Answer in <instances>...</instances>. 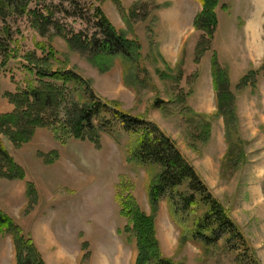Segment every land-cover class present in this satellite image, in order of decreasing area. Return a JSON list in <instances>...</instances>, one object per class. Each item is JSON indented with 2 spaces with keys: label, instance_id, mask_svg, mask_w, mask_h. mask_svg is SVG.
Returning a JSON list of instances; mask_svg holds the SVG:
<instances>
[{
  "label": "rangeland",
  "instance_id": "1",
  "mask_svg": "<svg viewBox=\"0 0 264 264\" xmlns=\"http://www.w3.org/2000/svg\"><path fill=\"white\" fill-rule=\"evenodd\" d=\"M27 7L53 13L51 24L0 0V37L9 47L0 57V116L19 118L0 139L25 171L24 180L0 178V211L15 225L0 236V264H17V247L34 257L32 244L44 264H264V0H219L216 23L201 29L200 0H30ZM97 9L136 45L134 62L93 58L82 48L76 37L99 33ZM218 69L229 79L235 115H218ZM39 71L72 73L79 82L65 87ZM44 84L52 85V102L40 96L27 104L24 93H44ZM89 103L109 113L77 136L73 119ZM115 110L176 144L248 249L228 245L229 236L211 245L198 239L194 223L204 208L182 215L168 199L151 200L161 168L135 158L138 136ZM203 122L206 143L194 136ZM27 132L30 140L18 138Z\"/></svg>",
  "mask_w": 264,
  "mask_h": 264
},
{
  "label": "trees",
  "instance_id": "2",
  "mask_svg": "<svg viewBox=\"0 0 264 264\" xmlns=\"http://www.w3.org/2000/svg\"><path fill=\"white\" fill-rule=\"evenodd\" d=\"M203 6L202 14L196 20V27L203 28L210 26L216 20L215 9L219 0H200ZM6 6L11 8L16 14L25 15L26 13L36 14V18L41 20L45 26H49L52 22L53 13H49L46 16L40 11H27V6L30 0H4ZM213 10V13H212ZM66 14L70 15V11L66 10ZM3 11L0 10V21L2 19L6 20L5 15H2ZM76 18H81L82 16L76 11L71 15ZM96 18V28L99 33H96L93 37L88 38L85 33L79 35L78 40L82 48L88 50L93 58L102 56L103 60L111 61L116 58V56H123L124 60H128L131 63L136 60L138 51L136 45L130 42L128 39L119 35L117 31L111 26L107 17L99 10H95ZM202 18L203 21H201ZM98 19V20H97ZM216 23V22H215ZM205 24V25H203ZM216 26V24L214 25ZM213 26V29L215 28ZM213 31V30H212ZM8 31H6L7 33ZM8 43L0 37V57L6 54L9 47ZM88 47V48H87ZM135 47V50H133ZM137 53V54H136ZM134 54V55H133ZM5 57V56H4ZM113 62V61H112ZM5 62L0 63V71L5 67ZM39 77L41 79H46L47 77L52 78L55 81L61 82L63 86H67L70 83H78L79 77L74 74H61L57 73H47V71H39ZM228 81L226 73L221 69H218L215 75V87L218 94L219 101V111L218 115H223V113H228L235 115L233 99L228 92ZM50 84L45 85L47 88L44 93L40 91H34L32 88L24 93V99L26 103L28 99L35 97L38 100L40 96L47 98V101L53 100V93L51 92ZM16 103L22 104L21 100L14 99ZM28 104V103H27ZM232 105L231 108H226V106ZM107 107L101 105L100 103H95L93 105H88V107L83 110L77 111L73 122V128L77 136L86 130L95 129L93 122L95 118H98L101 113H109L106 109ZM114 118L120 120L129 133L138 136L137 145L134 151V156L142 163L152 164L153 166L160 167L161 173L159 174L155 185L151 188L150 196L151 200L157 204L158 202L168 199V201L175 208L177 214L189 215L199 208H204L205 212L202 216L198 217L194 223L195 225V236L200 239L206 245L219 243L224 236H229L227 239L228 245L236 243L238 248L248 249L247 242L244 236L237 229L231 218L227 215L222 205L210 194L207 186L203 183L196 170L191 166V164L183 157L176 144L168 138L163 132H161L157 126H152L148 122L140 119L131 118L126 114H123L119 110L113 111ZM19 122L18 116L15 114L0 116V135L3 134L4 128L10 127L11 125H17ZM33 125L40 124V122L33 121ZM42 124V122H41ZM197 129L201 130L200 134L196 133L194 136L203 139L204 143L207 142L209 138L210 127L206 124L197 123ZM195 128V130H197ZM18 133L15 135L17 136ZM20 133V136L26 137L30 140L32 132ZM230 151V148H229ZM233 152V151H232ZM231 152V153H232ZM229 164H236V157L229 156ZM225 156V157H226ZM0 178L8 180H24L25 171L21 168L15 160L10 156L7 151L2 139H0ZM29 190H33V187L29 185ZM195 209V211H193ZM123 215L126 217L128 210L123 205L122 210ZM137 215L142 216L139 211H136ZM137 223L139 227L144 224L143 220L137 218ZM137 227V225H136ZM15 228L13 225V220L7 215L0 211V236L5 230H12ZM143 230V229H142ZM24 250L17 247L18 253V263L17 264H44L39 256L36 255V250L32 244V249L34 252V257L31 255L22 256ZM29 251V249H28ZM27 251V254H28ZM36 251V252H35ZM157 264H173L170 260L160 259Z\"/></svg>",
  "mask_w": 264,
  "mask_h": 264
},
{
  "label": "crops",
  "instance_id": "3",
  "mask_svg": "<svg viewBox=\"0 0 264 264\" xmlns=\"http://www.w3.org/2000/svg\"><path fill=\"white\" fill-rule=\"evenodd\" d=\"M33 236H34V230H33ZM35 244H36V240H35ZM37 245V244H36Z\"/></svg>",
  "mask_w": 264,
  "mask_h": 264
}]
</instances>
